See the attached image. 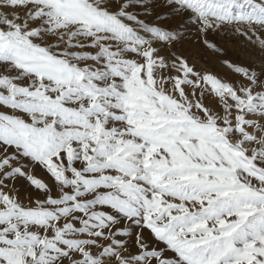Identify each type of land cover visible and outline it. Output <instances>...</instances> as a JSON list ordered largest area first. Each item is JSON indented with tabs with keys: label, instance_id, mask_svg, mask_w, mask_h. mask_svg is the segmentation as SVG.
Returning <instances> with one entry per match:
<instances>
[{
	"label": "snow or ice",
	"instance_id": "obj_1",
	"mask_svg": "<svg viewBox=\"0 0 264 264\" xmlns=\"http://www.w3.org/2000/svg\"><path fill=\"white\" fill-rule=\"evenodd\" d=\"M107 3L112 10L83 0L0 5L16 10L18 21L20 10L26 16L23 28L8 20L11 13L0 19V264H64L73 251L72 264H100L91 259L95 241L64 236L109 232L131 264H264V160L247 153L237 160L215 121L201 124L176 101L143 92L149 81L139 49L150 41L124 20L143 22L127 0ZM78 4L98 18L80 21L76 35L86 44L69 45L86 53L45 47L42 35ZM99 32L113 43L94 42ZM185 83L177 80L180 96ZM16 180L44 199H32L36 207L18 203L9 194ZM66 217L55 231L51 221Z\"/></svg>",
	"mask_w": 264,
	"mask_h": 264
},
{
	"label": "rangeland",
	"instance_id": "obj_2",
	"mask_svg": "<svg viewBox=\"0 0 264 264\" xmlns=\"http://www.w3.org/2000/svg\"><path fill=\"white\" fill-rule=\"evenodd\" d=\"M9 2L12 0H0V5ZM127 2L133 15L143 23L141 26L124 20V24L130 25L142 38L150 41L147 47L139 49L141 56H146L141 68L145 70L149 86L143 89L142 83H139L137 90L158 92L176 101L189 109L188 115L201 124L215 121V134L225 145H232L238 150L237 160L245 153V158L249 160H264V0H180L179 8L176 3L170 4V0ZM83 3H88L94 10L99 5L112 10L107 0H91L90 3L83 0ZM30 7L33 12L41 10L39 5ZM76 7L78 11L63 13L61 20L52 25L56 31H46L42 35L45 47L59 44V49L53 48V52L63 51L70 55L86 53L84 48H70L69 45L86 44V36L76 35L84 28L80 21H96L98 18L82 10L79 4ZM15 11L0 9V19H3L5 12L11 13L8 20L23 28L21 21L26 19L24 10H20L19 21L14 19ZM43 11L47 12L48 9ZM35 23L30 21L28 26L32 27ZM141 27L155 29L156 34L142 32ZM173 34H177L176 38H172ZM92 39L101 46L113 43L104 32L96 33ZM128 58L125 54L119 59ZM88 63L91 64V61ZM139 71L137 69L134 74L137 80ZM178 79L188 82L183 87L184 96L179 95ZM40 175L38 172L37 176ZM9 194L15 195L17 202L24 207H36L31 203L34 198L44 199L42 195L34 194L21 180L15 181ZM70 218L66 217L59 224L51 221L54 230L59 231ZM23 222L16 221L17 224ZM42 222L43 218L37 220V223ZM71 232L75 233L76 230L72 229ZM51 234L52 229L49 231ZM64 238L73 242L95 241L97 246L91 259L99 260L100 264H131L128 252L111 246V232L103 239L95 235L69 233H65ZM49 245L50 242L45 239L41 247L47 248ZM82 247L87 251V246ZM102 248L109 253L103 258ZM76 256L77 253L73 251L64 264H72Z\"/></svg>",
	"mask_w": 264,
	"mask_h": 264
}]
</instances>
